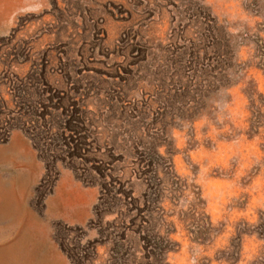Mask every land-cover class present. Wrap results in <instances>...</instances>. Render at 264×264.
I'll use <instances>...</instances> for the list:
<instances>
[{"label": "rangeland", "instance_id": "374dc122", "mask_svg": "<svg viewBox=\"0 0 264 264\" xmlns=\"http://www.w3.org/2000/svg\"><path fill=\"white\" fill-rule=\"evenodd\" d=\"M180 63L208 74L189 100L174 96ZM1 84L11 109L40 99L2 123L0 264L126 262L106 240L116 216L100 226L94 211L141 194L121 144L96 140L119 106L158 134L160 168L183 190L147 203L168 214L167 263L264 264V0H0ZM196 204L210 237L182 221Z\"/></svg>", "mask_w": 264, "mask_h": 264}, {"label": "trees", "instance_id": "16d2710c", "mask_svg": "<svg viewBox=\"0 0 264 264\" xmlns=\"http://www.w3.org/2000/svg\"><path fill=\"white\" fill-rule=\"evenodd\" d=\"M210 48H214L213 44L212 46L210 44ZM194 55L195 59H197V54ZM182 67L185 70L187 69L186 71L188 72L181 73L180 69ZM178 69L175 72H172L170 69L172 81L177 86V91L174 96L182 99H188L190 94L197 96L199 92L198 83L201 81L205 71H202L201 68L193 69L191 66H186L182 63L179 64ZM192 70L195 72H192ZM200 73L202 74L200 75ZM205 76H208V74L205 73ZM185 80L186 82H184ZM3 85H0V98L3 102L1 106L2 110H0V139L8 137L12 129V126L2 125L3 119L8 115L26 119L30 112H33L35 107L34 103L40 99V96H37L35 91L26 93L23 96H18L16 107L11 109L7 101H4L2 98ZM207 87H210L209 82L205 85V88ZM124 99L122 98V100ZM125 110L126 107H114L110 118L115 125L106 136L98 137L96 140L110 142L112 148H114L117 142L121 144L120 146L125 150L124 153L127 155V159H132V162L136 165L135 168L128 169V172L124 171L122 177L126 176L127 173L125 180L128 184L134 178L136 187L140 188L141 194L133 198L131 194H134L135 190L131 189L125 194V199L130 198L131 202L129 204L125 199L116 197L115 195L116 207L113 210L106 209L101 212L96 206L94 207L95 215L100 226L105 222L106 216H116L111 222H107L106 228L110 232L106 235V240L114 246V253L117 252V254H122L128 258L123 264H143L144 262V264H168L166 255L169 251V232L167 231L163 234L162 229L163 224H165V218H168V214L164 208L159 207L155 211V208L148 206L147 203H149V197L152 194L155 196V201L159 206L163 203L167 194H177L179 191V198L181 199L183 190L179 186V181H172L169 173L164 172L160 168L159 163L163 158L160 153L162 143L159 140L158 134H146L141 128L143 118L136 114L129 115ZM86 121H73L71 119L70 121L67 120V125L73 130H85L94 125L96 132L98 122L91 121L86 123ZM168 160L170 162L172 161L170 157H168ZM128 205H131V209L129 210L127 208ZM200 209L201 207L198 204L190 206L187 213L184 214L182 221L186 222L190 220L198 228L199 235H209L210 237L212 232L210 220L207 216H204ZM156 212H160L159 217H156ZM143 213L146 216H143ZM198 234H195L192 241H198ZM205 240H199L198 242ZM239 241L241 240L239 239Z\"/></svg>", "mask_w": 264, "mask_h": 264}]
</instances>
